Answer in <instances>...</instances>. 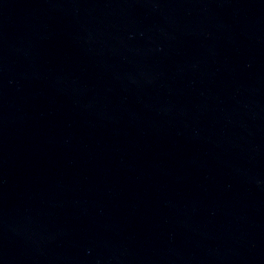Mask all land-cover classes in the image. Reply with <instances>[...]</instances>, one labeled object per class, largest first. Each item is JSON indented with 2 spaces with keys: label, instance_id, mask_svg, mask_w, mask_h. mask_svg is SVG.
<instances>
[{
  "label": "water",
  "instance_id": "95a60500",
  "mask_svg": "<svg viewBox=\"0 0 264 264\" xmlns=\"http://www.w3.org/2000/svg\"><path fill=\"white\" fill-rule=\"evenodd\" d=\"M0 264H264V0H0Z\"/></svg>",
  "mask_w": 264,
  "mask_h": 264
}]
</instances>
